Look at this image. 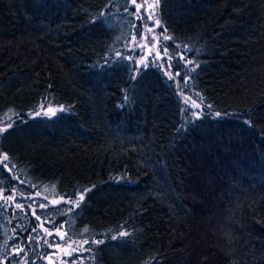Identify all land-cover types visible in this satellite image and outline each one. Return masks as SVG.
I'll return each mask as SVG.
<instances>
[{
  "label": "trees",
  "instance_id": "16d2710c",
  "mask_svg": "<svg viewBox=\"0 0 264 264\" xmlns=\"http://www.w3.org/2000/svg\"><path fill=\"white\" fill-rule=\"evenodd\" d=\"M130 12L0 0V190L36 194L32 211L0 198V264H52L45 229L89 242L74 264H264V0H157L160 32L194 49L198 119L138 66ZM42 102L66 108L31 114Z\"/></svg>",
  "mask_w": 264,
  "mask_h": 264
},
{
  "label": "rangeland",
  "instance_id": "374dc122",
  "mask_svg": "<svg viewBox=\"0 0 264 264\" xmlns=\"http://www.w3.org/2000/svg\"><path fill=\"white\" fill-rule=\"evenodd\" d=\"M131 1V11L130 12L133 16H136L140 22V27L143 28V35H144V39H141V32L139 36H135L132 35L130 41L127 43L126 47L127 48H131L134 51H137V53L139 54L138 58H137V64L138 66H142L144 65L143 63H138V61H144L145 63H147L148 61L152 62L153 59V55L159 51L160 57L164 56V52H163V48L161 47V45H167L168 48V54L171 55L174 50L178 51L179 54H183L185 60H190L189 58V52H186L185 46L183 45H177L175 43H173L171 40L168 41H164L162 39L163 36H168L167 34L161 33L159 30V26L155 25V21L157 20L155 13H154V8L156 6L157 0H136V4L140 5V7H135L132 4V0ZM145 7H147V15H150L152 17V19H147L145 18L143 21H141V19H139V16L141 15H145ZM149 29H151V33H149ZM154 35L157 38H159L155 45L153 44V41L151 39V36ZM169 37V36H168ZM171 42V44H170ZM142 45L143 48L141 47H137V45ZM193 62V61H192ZM176 63H179L178 61L173 62V67L171 69V72L173 74H175V72L177 71L176 68ZM193 65V64H192ZM192 65H187V67L189 69L192 68ZM164 68L167 69L168 65L164 64ZM183 73V71H181V74ZM182 77V75H181ZM189 75L185 76L184 79L188 80ZM184 79H181L180 77L177 78V84L179 85H183L184 83ZM189 85V81L186 87H179L180 89V93L182 97H189L190 101H194L197 104H201V108L200 109H192V112H196L199 111L200 114L208 109V107L204 106L199 100L195 99L193 96H191L190 94L185 93V89L188 88ZM183 101V107L185 108L186 105L184 103V100L182 98ZM65 106H60V105H52V104H48L46 102H42L39 107L36 109V111L32 112L31 114H36V115H46V116H53L63 110H65ZM188 113V112H187ZM189 116H191V112L188 113ZM6 119L4 118H0V129L3 128V123ZM5 155L0 153V163H5L4 160ZM36 195V194H35ZM34 194H29V195H24V194H20L18 193V191H13L9 194L5 193L3 190H0V198H2L3 201L6 202L7 206H12L17 208L15 205L16 204H20L22 205V207H24L25 209H30L32 211V207H28V204H32V198L33 196H35ZM61 197H57V198H51L50 202L52 203L53 201H59L62 202ZM20 208V207H19ZM47 230V231H45ZM44 232L45 234H49L51 233L50 236H52V234L54 235L55 238L56 237V232L55 230H50V229H45ZM127 231L125 229H122L121 232H119V234H113L111 235V237H117V236H121V233H126ZM56 240V239H53ZM103 238H96L94 239V241H102ZM84 241H87L86 239H75L73 242L71 243H62L60 240H56L55 243L50 244L49 238L47 237V242L50 245L49 247L52 249L51 253H50V261L52 264H74L71 263V261L69 260V257H71L72 255H74L75 253H81L82 251H84L86 249V243H84ZM75 249V251H74ZM22 250L21 246H15L12 251L14 253H19ZM71 252L72 255H68L67 253ZM18 264H24L23 260H20L18 262Z\"/></svg>",
  "mask_w": 264,
  "mask_h": 264
},
{
  "label": "snow or ice",
  "instance_id": "6c2138e0",
  "mask_svg": "<svg viewBox=\"0 0 264 264\" xmlns=\"http://www.w3.org/2000/svg\"><path fill=\"white\" fill-rule=\"evenodd\" d=\"M132 4L135 6V7H140V5H137L136 4V0H132ZM102 15V14H101ZM145 18L147 19H152V17L150 15H147V7H145V15H141L139 16V19H141V21H143ZM155 25L156 26H159V27H162L159 23L158 20L155 21ZM149 33H151V29L148 30ZM166 31V29H165ZM141 39L143 40L144 39V35H143V28H141ZM151 39L153 41V44L155 45L156 41L159 39L157 38L156 36L152 35L151 36ZM162 39L164 41H168V40H174V38L172 37H168V36H163ZM137 47H141L143 48L142 45H137ZM161 47L163 48V52H164V56L163 57H160V54H159V51H157L154 55H153V59H152V64L153 66H155L157 68V70L161 71L162 74H164L169 80L173 81V83H177V78L180 77L181 79H183V77H181V71H183L184 73V76H188L191 74L192 71L195 70V66L193 65V67L191 69H189L187 67V65H192L193 62L190 61V60H185L184 58V55L183 54H179L178 51H175L169 55L168 54V48H167V45H161ZM185 49H186V52H192L194 51V49L192 48H189L187 47V45L185 46ZM174 59L175 61H178L179 63H176V68H177V71L175 72V74H173L171 72V69L173 67V62H174ZM138 63H143L145 67H147V63H145L144 61H138ZM164 64H167L168 65V68L165 69L164 68ZM134 73L136 71H138V69H135L134 68ZM134 78V77H133ZM188 84V80L187 79H184V83L183 85H179L177 84V87H186ZM197 97L199 99H201L202 101V97L199 96V94H197ZM183 100H184V103L186 105V107L183 109L184 112H191V118L192 119H198L200 117V112L199 111H196V112H192V109L195 108V109H200L201 108V104H197L195 103L194 101H190V98L189 97H182ZM127 99V98H125ZM206 107H208L209 109H211V105H207ZM215 115L217 117H219L221 115L220 112H216ZM227 115V114H226ZM247 122V121H246ZM11 125H9L10 127ZM6 129H0V132H3L5 131ZM7 155L5 154V157H4V160H5V163H0V173L4 172V171H10L7 169V166H6V161H7ZM15 179V178H14ZM119 180H124V181H127L128 180V177L125 175L124 177H121L117 180V182H119ZM8 191L9 192H12L13 189L11 188V186H9L8 188ZM39 195V194H37ZM83 195H81L79 197V200H83ZM52 203H59V201H53ZM65 203H72L73 205H75L77 202L76 201H65ZM3 205H0V207H2ZM17 208L19 207H22V205L20 204H16L15 205ZM40 207L43 208L44 205L43 204H40ZM37 219H39L37 217ZM61 227H63V225H61ZM47 231V230H45ZM83 231H88L87 228L83 229ZM49 235H51V233H49ZM123 235H127V233H121V236ZM56 237L59 238L61 241H63L64 243H70L71 242V236H68L67 239H65V236L63 234H61L59 232V230H57V233H56ZM117 237H112V239H116ZM84 243H89L88 241H84ZM91 243H103V241H92ZM75 251V249H74ZM68 255H72L71 252L67 253Z\"/></svg>",
  "mask_w": 264,
  "mask_h": 264
}]
</instances>
